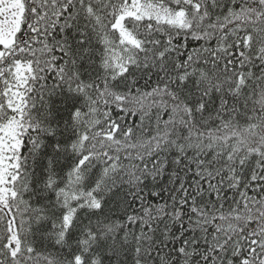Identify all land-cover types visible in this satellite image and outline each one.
Instances as JSON below:
<instances>
[{
	"label": "snow or ice",
	"instance_id": "obj_1",
	"mask_svg": "<svg viewBox=\"0 0 264 264\" xmlns=\"http://www.w3.org/2000/svg\"><path fill=\"white\" fill-rule=\"evenodd\" d=\"M0 264H264V0H0Z\"/></svg>",
	"mask_w": 264,
	"mask_h": 264
}]
</instances>
